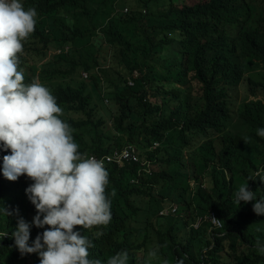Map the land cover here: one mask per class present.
Wrapping results in <instances>:
<instances>
[{
	"label": "trees",
	"instance_id": "trees-1",
	"mask_svg": "<svg viewBox=\"0 0 264 264\" xmlns=\"http://www.w3.org/2000/svg\"><path fill=\"white\" fill-rule=\"evenodd\" d=\"M21 2L36 9L37 23L20 67L50 89L63 120L82 135L93 132L80 151L109 150L102 144L107 129L96 132L106 128L102 89L105 97L111 91L114 107H104L111 134L127 136L114 145L131 143L138 130L134 145L149 163L150 174L138 163L105 166L112 219L75 229L93 244L89 259L106 264L126 251L128 264H264V215L253 211L255 201L236 202L247 183L264 200V137L257 135L264 128V84L248 75L264 71V0H134L126 13L115 5L128 7V0ZM51 49L62 53L47 59ZM240 89L263 97L240 101L233 112ZM10 154L0 144V264H40L37 253L21 256L15 247L19 218L31 226L29 246L48 226L32 224L37 211L25 190L33 181L3 176V156ZM168 204L175 212L160 216ZM208 213L222 225L210 235L205 222L190 225Z\"/></svg>",
	"mask_w": 264,
	"mask_h": 264
},
{
	"label": "clouds",
	"instance_id": "clouds-1",
	"mask_svg": "<svg viewBox=\"0 0 264 264\" xmlns=\"http://www.w3.org/2000/svg\"><path fill=\"white\" fill-rule=\"evenodd\" d=\"M117 2L119 0L115 4ZM115 7L121 13H126L129 8L126 5L122 9ZM36 23L34 7L26 10L21 0H0V144L11 153L3 156V176L16 181L25 175L33 181L25 190L37 211L32 224L36 228L48 226L29 246L31 226L19 218L12 233L15 247L21 256L37 253L40 264H102L100 259H89V248L93 244L75 229L78 226L92 229L107 225L112 219L111 201L106 195L109 174L105 166L124 167L138 163L144 173L150 174L149 163L139 159L133 143L121 147L114 145L113 148L107 146L108 152L102 155L80 151L84 143L80 146L76 142L78 129L61 118L64 113L56 97L39 77L31 78L29 70L20 67L24 41L35 31ZM68 50L65 46L63 52ZM61 53L59 49H51L46 52V58ZM131 76L137 77L136 71H132ZM80 78L86 80L88 73L81 72ZM100 93L103 104H107L108 99L102 91ZM257 135L264 137V128L258 129ZM126 145L135 148L137 162L122 165L104 162L103 157L111 155L114 150L121 151ZM130 182L136 180L131 178ZM241 201H255L253 211L264 215V200L256 199L248 183L236 192V202L240 204ZM173 207L176 210V205H166L159 215H172L175 210L170 212V209ZM167 209V214H161ZM4 211L10 214L6 209ZM102 234L97 232L96 236ZM8 236L3 233L4 238ZM259 251L264 252V247ZM149 256L155 258L157 251H150ZM139 257L137 254L136 258ZM128 259V253L123 251L109 257L106 264H128ZM177 264H183V261H177Z\"/></svg>",
	"mask_w": 264,
	"mask_h": 264
},
{
	"label": "rangeland",
	"instance_id": "rangeland-1",
	"mask_svg": "<svg viewBox=\"0 0 264 264\" xmlns=\"http://www.w3.org/2000/svg\"><path fill=\"white\" fill-rule=\"evenodd\" d=\"M127 1V0H126ZM129 2V6L130 7L131 5H133L134 3V0H128ZM248 75L252 78V80L254 82H257L259 84H264V71H260V70H255V71H249L248 72ZM102 91V89H101ZM259 94L256 95L255 97L249 95V92L245 89H240V91H238V94L239 96L234 95L233 97V105H232V111H236L237 108H238V105L240 104V101H244L246 99V101H251V102H254L255 100H258V99H261L263 97L262 95V92L260 90H258ZM103 93V91H102ZM111 93V91L107 92L104 90V94L106 95V97L108 98V103L107 104H103L102 105V102L98 103V107H99V114H101L102 116H104V119L106 120V128L102 129V127H98L96 129V132L100 133L99 131L101 132H104L105 129H107L106 133H105V136H104V139H102V144L103 146L107 147L109 146V148H113L114 147V140L117 139L118 142L120 141H125L127 139V136L124 134H116V135H112V129H111V122L110 120L108 119V117L105 116V109L104 107H106L107 109L108 108H113L114 106L112 105V100H111V97L109 96V94ZM246 95H249L246 96ZM248 98V99H247ZM152 102H154L155 100H152ZM96 101L93 100V103H95ZM114 110V109H113ZM75 116V115H74ZM235 116V115H234ZM99 117V116H98ZM111 129V131H110ZM136 132H138V130L135 131V135L133 137V141L131 143L134 144V140L136 139ZM78 135L81 136V140L80 139H76V142L81 146L83 143L82 142H85L87 141V139L89 138V136L91 135L93 137V132H86L84 133V135L81 134V132L79 131L78 132ZM74 137V136H73ZM75 138V137H74ZM206 142V141H205ZM116 145V144H115ZM190 184L192 185V181H190Z\"/></svg>",
	"mask_w": 264,
	"mask_h": 264
},
{
	"label": "built area",
	"instance_id": "built-area-1",
	"mask_svg": "<svg viewBox=\"0 0 264 264\" xmlns=\"http://www.w3.org/2000/svg\"><path fill=\"white\" fill-rule=\"evenodd\" d=\"M134 76H136L135 73H133ZM127 84L129 86L133 85V82L131 80H128ZM157 146V143H153L152 148H155ZM104 162H115L118 165H122L124 162L130 163V162H137L138 158L135 153V148L131 145H126L121 151L114 150L111 155L105 156ZM175 208H171L170 212H173ZM169 210H163L161 214H167ZM205 222L208 225L207 233L211 234L213 231H218L222 228L220 220L214 215V213H208L207 215L203 217H197L193 224L191 225L194 229H197V227L202 223Z\"/></svg>",
	"mask_w": 264,
	"mask_h": 264
}]
</instances>
